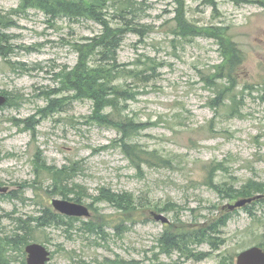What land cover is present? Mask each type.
I'll list each match as a JSON object with an SVG mask.
<instances>
[{"label": "rangeland", "instance_id": "rangeland-1", "mask_svg": "<svg viewBox=\"0 0 264 264\" xmlns=\"http://www.w3.org/2000/svg\"><path fill=\"white\" fill-rule=\"evenodd\" d=\"M125 1L133 9L127 10L126 21L145 28L142 38L127 33L117 52V64L143 73L119 81L134 96L123 114L141 129L129 142L167 164L132 167L114 143L120 135L91 120L92 102L61 90L63 73L77 64L75 46L99 35L98 23L51 17L21 7L20 0H0V33L5 35L0 46L10 51L0 56V95L10 102L0 107V189H6L0 193V239L24 234L18 223L26 222L30 243L51 252L49 264H235L246 249L264 250L261 205L230 212L222 225L227 205L241 199L230 198L232 193L251 183L264 187V6L183 0L189 24L221 28L239 48L242 65L229 84L210 32L172 33H183L177 0H119V6ZM115 3L109 0L106 10L112 26L124 21L117 18ZM210 79L223 88L221 96L205 83ZM27 120L34 128L24 127ZM38 153L47 168L68 169L62 188L53 183V172L35 171ZM210 174L220 193L210 186ZM102 188L130 196L141 214L134 209L121 223L120 211L97 200ZM75 193L89 208L88 218L37 226L35 219L45 209L57 214L53 199L65 200L60 194L71 199ZM150 211L169 223L155 222ZM165 233L197 234L200 243L188 242L192 256L165 252L160 244ZM5 249L9 264H26L25 253L10 245Z\"/></svg>", "mask_w": 264, "mask_h": 264}, {"label": "trees", "instance_id": "trees-1", "mask_svg": "<svg viewBox=\"0 0 264 264\" xmlns=\"http://www.w3.org/2000/svg\"><path fill=\"white\" fill-rule=\"evenodd\" d=\"M115 14H119L118 19L124 20L122 24L112 26L106 18V10L108 8L109 0H20L21 7L29 6L37 8L50 15L51 17H67L70 19H87L98 23L102 27V31L99 35H96L88 40L87 44L76 45V51L78 55L77 64L72 70L66 71L62 75L61 90L72 92V98L77 100H89L93 104V115L91 120L98 124L99 126L110 128L116 131L120 137L114 141L117 148L120 149L121 153L126 157L130 165L137 170H140L141 166L144 165H157V164H167V162L159 159L154 152L143 151L140 147L135 144H131L129 141L132 140L133 134L137 133L139 130V125L131 118L129 115L123 114L125 104L134 98L133 95L126 90V88L120 84L119 81L125 78L137 79L139 75L143 73H138L134 70H127L122 65L117 64V52L121 46L122 41L127 33L136 34L139 38L145 35L144 27H137L133 21H126L125 14L127 10H132L131 5L125 1L124 5L119 6V0H114L116 2ZM236 3H249L256 2L261 6H264V2L260 1H249V0H231ZM238 3V4H239ZM178 4V15H177V25L181 32L178 33L177 29L173 30V34H177L182 37H195L201 34L202 30L205 32H210L211 36L217 40V44L220 47V55L222 57V62L225 64L226 79L229 84L233 82V73L237 68L242 65L243 57L239 51L237 45L231 41L230 36L223 30L217 27H207L205 29H198L193 25L189 24L184 18V1L177 0ZM4 34L0 33V42L5 39ZM10 52L9 49L4 51L3 47L0 46V56L5 57L7 53ZM96 57V59H93ZM89 63H93L92 65ZM210 78L215 77L213 75L208 76ZM212 79L206 81L207 85H211L216 88V95L221 96L223 88L217 89L214 81ZM216 80V79H215ZM261 89L264 92V80L261 85ZM55 92L50 93L54 95ZM6 97V96H5ZM56 101L54 100V103ZM52 103V101H51ZM10 102L7 100V104ZM220 107L216 106L215 108ZM43 114L48 113L47 110L40 111ZM27 128H34L35 125L29 126V121L22 122ZM46 169L53 172V183L58 188H62V182L69 177L67 175L68 169L56 170L53 168H47L46 164L43 162L42 157L37 155L35 171ZM220 168H214L212 172L219 171ZM209 184L211 183V174L209 178ZM214 190L220 193L218 187H213ZM79 189L74 187L73 190ZM76 195V196H75ZM65 200H69L75 203H81L82 197L75 193L74 198H69L66 194H60ZM260 196L259 200H255L250 205H246L243 210H249L253 205L259 204L264 209V187L261 184L251 183L242 187L239 192L232 193L230 198L241 197V199H249L252 197ZM98 201H106L113 205L117 211H120L119 216L121 223L125 222V218L130 217L131 213L136 209L132 202V199L128 195H115L105 188H102L99 192ZM227 210V209H224ZM141 214V211L136 209L135 215ZM230 211H226L225 216L222 219V225L228 220ZM72 220V218H64L60 214H55L51 212L50 209H45L43 215L35 219L38 223V227H49L52 225H58L60 223L64 224V220ZM21 224L18 228L19 232H24V234L18 236L10 237L9 239H0V264H9L6 257L5 247L10 245L12 249H17L22 255H24L23 249L26 247L29 241L30 227L26 222L18 223ZM87 230H94L93 226L89 223L85 224ZM168 234V233H167ZM166 233L160 240L161 246L165 252L170 250L176 251H188L190 256L192 254L188 250V245L191 242L200 243V238L197 234H192L193 236H187L186 233H181L178 235H173L169 237ZM202 235L201 237H203ZM188 240H186V239ZM202 239V242L206 239ZM5 240V241H4ZM189 242V244H188ZM15 249V250H16ZM198 258L199 256H193ZM114 264H127L126 262L117 261ZM132 264V263H131Z\"/></svg>", "mask_w": 264, "mask_h": 264}, {"label": "water", "instance_id": "water-1", "mask_svg": "<svg viewBox=\"0 0 264 264\" xmlns=\"http://www.w3.org/2000/svg\"><path fill=\"white\" fill-rule=\"evenodd\" d=\"M7 102L5 96L0 95V107L4 106ZM6 189H0V193H5ZM260 196L249 199H242L236 201L234 204L229 205L228 209L233 211L238 208H242L248 204H251L255 200H259ZM51 206L55 212L71 218H88L90 212L88 207L82 204L73 203L66 200L53 199ZM151 218L160 222L161 224H168V219L162 214L155 212H149ZM26 264H48L51 259V252L43 245L32 243L25 247ZM236 264H264V251L259 247H252L241 252L236 257Z\"/></svg>", "mask_w": 264, "mask_h": 264}]
</instances>
